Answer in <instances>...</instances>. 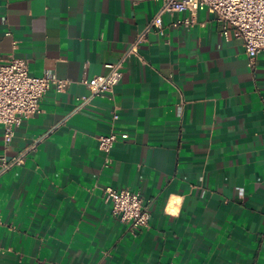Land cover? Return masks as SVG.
<instances>
[{
    "label": "crops",
    "instance_id": "crops-1",
    "mask_svg": "<svg viewBox=\"0 0 264 264\" xmlns=\"http://www.w3.org/2000/svg\"><path fill=\"white\" fill-rule=\"evenodd\" d=\"M159 4L0 0V62L70 81L7 147L0 124V155L38 141L0 176V264H264V50L251 66L213 10L165 12L114 94L77 109L83 80L104 75ZM112 130L128 137L104 169L98 136ZM109 186L140 193L149 227L112 213Z\"/></svg>",
    "mask_w": 264,
    "mask_h": 264
},
{
    "label": "built area",
    "instance_id": "built-area-1",
    "mask_svg": "<svg viewBox=\"0 0 264 264\" xmlns=\"http://www.w3.org/2000/svg\"><path fill=\"white\" fill-rule=\"evenodd\" d=\"M159 8L151 19L147 29L138 35L129 45L118 61L106 65L104 75L83 80L91 95L82 97L77 109L83 108L94 97L110 95L115 92L123 75V65L132 56H139V44L146 34L154 28L161 29L162 15L165 12L190 11L192 17L204 8L213 10L216 19L222 24L223 35L227 38L230 27L239 39L247 53L249 64L253 66L257 55L264 50V0H156ZM192 18H184L175 25H188ZM14 48L16 43H14ZM70 81L49 76L30 74L26 59L12 55L6 61L0 62V124L3 126L5 147L12 141L15 128L23 118L31 117L40 111L42 96L52 86L56 91H64ZM118 115L115 113L113 119ZM119 136L127 138L123 133L118 135L114 130L98 136V147L104 155L103 168L108 169L113 164L112 149ZM38 141L28 145L19 153L8 156L0 155V176L25 162L29 153L36 149ZM105 199L110 202L112 213L132 229L147 228L150 225L151 213L144 206L139 192L129 188L109 186L104 191Z\"/></svg>",
    "mask_w": 264,
    "mask_h": 264
}]
</instances>
